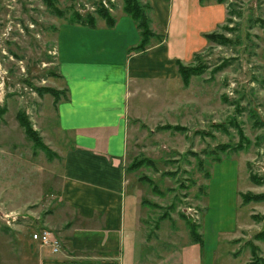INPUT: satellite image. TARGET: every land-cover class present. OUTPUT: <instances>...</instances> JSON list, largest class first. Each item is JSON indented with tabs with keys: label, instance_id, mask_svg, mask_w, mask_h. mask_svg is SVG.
Wrapping results in <instances>:
<instances>
[{
	"label": "rangeland",
	"instance_id": "1",
	"mask_svg": "<svg viewBox=\"0 0 264 264\" xmlns=\"http://www.w3.org/2000/svg\"><path fill=\"white\" fill-rule=\"evenodd\" d=\"M123 3L0 0V264H23L37 243L34 231L57 236L58 230L45 224L56 226L70 216L60 202V153L69 136L59 130L57 106L65 97L58 101L50 93L66 92L58 77V25L70 20L73 11L91 13L102 22L96 11L103 7L115 14ZM227 6L235 16L217 31L221 44L209 42L191 65L202 74L164 103L168 110L130 121L126 166L144 157L154 160V166L128 170L130 185L156 206L149 209L148 222L168 214L179 231L190 230L191 222L200 233L208 202L226 206L225 217L231 212L232 218L238 208L240 226L234 240L223 243L225 260L263 264L264 237L255 235L264 232V201L242 205L239 193L264 194V0H229ZM151 90L143 98L155 110ZM20 113L53 154L27 136ZM165 125L187 132L162 130ZM216 157L222 161L214 163Z\"/></svg>",
	"mask_w": 264,
	"mask_h": 264
},
{
	"label": "crops",
	"instance_id": "2",
	"mask_svg": "<svg viewBox=\"0 0 264 264\" xmlns=\"http://www.w3.org/2000/svg\"><path fill=\"white\" fill-rule=\"evenodd\" d=\"M147 1L153 7L152 29L165 33L166 40L146 53L128 54L140 42V33L122 6L113 14L114 28L103 21L96 29L58 25V77L68 98L57 106L58 125L69 136L60 153V202L70 216L56 226L45 224L58 230L59 252L35 243L23 264H241L225 260L227 251L222 250L240 226L238 208L230 218L231 212L224 215L226 206L208 202L202 209L198 242L189 230L179 231L170 216L148 222L151 207L130 185L126 166L130 121L169 109L164 103L176 91L189 88L178 62L192 65L208 48L206 35L217 32L228 19L227 4L215 1ZM150 90L156 96L155 110L143 98ZM227 172L232 176V170ZM237 177L238 171L233 190Z\"/></svg>",
	"mask_w": 264,
	"mask_h": 264
},
{
	"label": "trees",
	"instance_id": "3",
	"mask_svg": "<svg viewBox=\"0 0 264 264\" xmlns=\"http://www.w3.org/2000/svg\"><path fill=\"white\" fill-rule=\"evenodd\" d=\"M201 3H204L206 1H215L220 4H227L229 0H200ZM123 12L130 16L140 33V42L138 43L137 46L132 47L128 50V54H139V53H146L148 50L153 49L157 46L162 45L165 40H166V34L165 33H157L152 29V24H153V7L151 3L147 0H124L123 3ZM97 12V16L102 19L106 26L108 28H114L116 25V18L113 16L111 12H109L107 9L101 7ZM59 16L64 17L65 13L60 11L58 13ZM228 16L234 17L235 12H231L228 8ZM98 18L93 15V14H87L83 15L79 13L78 11H73L71 14V19L67 21L68 24L71 25H81L85 27H89L92 29H96L98 27ZM206 38L208 42H221V36L218 34V32H214L211 34L206 35ZM221 44V43H220ZM200 55L196 56L194 60H196ZM178 69L180 76L182 78L183 84L185 87H188L190 85L192 77L199 76L201 75L202 71L191 65H185L181 62H178ZM57 76V74H56ZM56 100H60L63 96L65 97L64 100H68L67 98V93L64 91H59V90H53L50 92ZM18 120L20 121L21 126L25 129V132L27 136L34 141L35 145L40 147L46 152H51V150L45 145L43 142L41 136L37 131L34 130L33 126L31 125L30 121L26 117L25 113H20L18 114ZM162 130H175L179 133H186L187 129L185 127L181 126H161ZM164 128V129H163ZM226 146H221L218 149L223 150L225 149ZM216 150V149H215ZM214 150V151H215ZM214 156V155H213ZM222 159L220 157H216L214 159V163H220ZM200 167L203 168V163L200 161L199 163ZM154 166V160L144 157L141 158L137 161H133L131 165L128 167L129 171H136L141 169L142 167H151ZM207 178L210 179L211 175L207 174ZM151 181V180H150ZM152 183V181L150 182ZM184 186V185H182ZM156 191V190H155ZM240 198L242 199V205H249L252 202H262L264 201V194H256V193H239ZM143 203L145 206L149 207H156L154 204H151L149 201H144ZM170 208L175 209V205H171ZM168 217V214H165L162 216L161 219H166ZM184 219L186 222H189L185 215H183ZM189 228H190V234L192 236V239L194 241H200V233H198V227L194 225L193 223L189 222L188 223ZM264 237V232L258 233L255 235V238L260 240L261 238ZM264 264V260L262 262Z\"/></svg>",
	"mask_w": 264,
	"mask_h": 264
},
{
	"label": "built area",
	"instance_id": "4",
	"mask_svg": "<svg viewBox=\"0 0 264 264\" xmlns=\"http://www.w3.org/2000/svg\"><path fill=\"white\" fill-rule=\"evenodd\" d=\"M193 211L198 215V212L195 210ZM195 218H197V216ZM33 240L36 241L41 247L51 249L54 253H58L61 247L60 240L55 234L52 233V231L49 230L41 229L39 231H34Z\"/></svg>",
	"mask_w": 264,
	"mask_h": 264
}]
</instances>
